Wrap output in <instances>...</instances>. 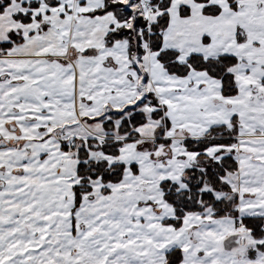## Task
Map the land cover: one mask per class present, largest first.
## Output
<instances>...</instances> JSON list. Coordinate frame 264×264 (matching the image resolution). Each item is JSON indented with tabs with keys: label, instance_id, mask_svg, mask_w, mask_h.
I'll use <instances>...</instances> for the list:
<instances>
[{
	"label": "snow or ice",
	"instance_id": "snow-or-ice-1",
	"mask_svg": "<svg viewBox=\"0 0 264 264\" xmlns=\"http://www.w3.org/2000/svg\"><path fill=\"white\" fill-rule=\"evenodd\" d=\"M0 264H264V0H0Z\"/></svg>",
	"mask_w": 264,
	"mask_h": 264
}]
</instances>
